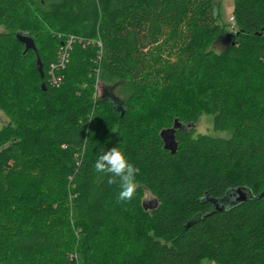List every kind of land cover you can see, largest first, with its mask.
<instances>
[{
	"label": "trees",
	"instance_id": "trees-1",
	"mask_svg": "<svg viewBox=\"0 0 264 264\" xmlns=\"http://www.w3.org/2000/svg\"><path fill=\"white\" fill-rule=\"evenodd\" d=\"M233 16L216 0H0V264H264V0ZM114 146L139 169L127 202L93 167Z\"/></svg>",
	"mask_w": 264,
	"mask_h": 264
},
{
	"label": "clouds",
	"instance_id": "clouds-1",
	"mask_svg": "<svg viewBox=\"0 0 264 264\" xmlns=\"http://www.w3.org/2000/svg\"><path fill=\"white\" fill-rule=\"evenodd\" d=\"M93 167L97 173L111 174L107 183H117L119 189L116 195L117 201L127 202L133 199L139 169L128 160L119 146L111 147L98 155Z\"/></svg>",
	"mask_w": 264,
	"mask_h": 264
},
{
	"label": "rangeland",
	"instance_id": "rangeland-1",
	"mask_svg": "<svg viewBox=\"0 0 264 264\" xmlns=\"http://www.w3.org/2000/svg\"><path fill=\"white\" fill-rule=\"evenodd\" d=\"M216 2H220L221 3V9H222V20L224 22H226L228 24V26L233 25V8H234V0H216ZM236 21V20H235ZM234 26V25H233ZM236 27V26H235ZM4 30L3 26H0V31ZM231 40V37H230ZM102 45V43H101ZM221 47V46H220ZM103 49V47H101V50ZM103 51V50H102ZM167 54L165 53V56ZM58 61V58H57ZM56 62H51L50 63V67H49V78H52V66L54 65V63ZM54 74V73H53ZM55 74L58 75L60 73L59 71H55ZM153 76V74L151 75ZM118 84H101L100 80L97 79L96 82V90L98 92V95H101L104 88L108 86H112L114 85L115 87L113 88L114 90V94H116L120 99H124L125 95H126V89L125 86H123L122 84H119V82H117ZM10 121L9 117L6 115V113L0 109V128H2L3 126H5L8 122ZM195 130L197 133H202V134H213V117L211 115L208 114H204L201 115L199 117L198 122L195 124L194 126ZM216 136H225L226 132H222V131H216L215 133ZM145 200L148 201V204H152L153 202L157 201L156 198L154 197V195L150 192V191H146L145 193ZM155 200V201H154Z\"/></svg>",
	"mask_w": 264,
	"mask_h": 264
},
{
	"label": "water",
	"instance_id": "water-1",
	"mask_svg": "<svg viewBox=\"0 0 264 264\" xmlns=\"http://www.w3.org/2000/svg\"><path fill=\"white\" fill-rule=\"evenodd\" d=\"M17 38L25 45V51L27 50H30V49H33L35 51V53L37 54V47H36V44H35V41L34 39L27 35V34H21V33H18L17 34ZM225 41L227 43H229L230 39L227 38L225 39ZM36 63H37V68H38V71L40 72L41 74V77L44 76V72H43V63H42V60L40 58V56L37 54V60H36ZM42 88L44 90L47 89L45 83H42ZM181 123L176 120L175 121V124H174V127L173 128H170V129H166V130H163L162 131V135H163V139H164V142H165V148L166 149H169L173 152H176L177 148H178V142L176 140V136H175V131L181 127ZM238 195L236 193L234 194H231L229 196V198H224L222 201H223V205L220 207L221 209L225 208L226 205H229L231 203H234V202H237V201H245L247 199L246 197V191L245 189H238ZM219 207V206H217Z\"/></svg>",
	"mask_w": 264,
	"mask_h": 264
},
{
	"label": "built area",
	"instance_id": "built-area-1",
	"mask_svg": "<svg viewBox=\"0 0 264 264\" xmlns=\"http://www.w3.org/2000/svg\"><path fill=\"white\" fill-rule=\"evenodd\" d=\"M232 18H233V25L235 26V17L232 16ZM233 25L232 27H234ZM73 40H74L73 37L67 39L66 41L67 43L63 45V47L60 49L57 63H54V65L52 66V78L50 79V84L52 87H59L62 84L63 81L62 76L60 74L56 75L55 71L62 70L66 66V63L68 61L69 51L72 47Z\"/></svg>",
	"mask_w": 264,
	"mask_h": 264
}]
</instances>
